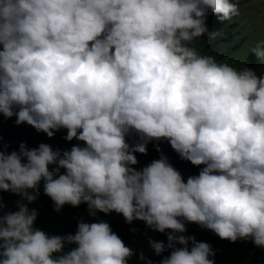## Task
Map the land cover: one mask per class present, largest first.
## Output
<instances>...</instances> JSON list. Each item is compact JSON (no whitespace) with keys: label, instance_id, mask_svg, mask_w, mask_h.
Returning <instances> with one entry per match:
<instances>
[{"label":"clouds","instance_id":"1","mask_svg":"<svg viewBox=\"0 0 264 264\" xmlns=\"http://www.w3.org/2000/svg\"><path fill=\"white\" fill-rule=\"evenodd\" d=\"M209 10L227 20L240 4L0 0V113L85 142L70 150L3 145L0 190L20 199L15 210L0 201V264H129L134 250L104 219L81 218L67 234L35 226L37 209L24 201L39 196L42 180L57 211L87 202L92 216L115 210L127 222L170 229L167 244L150 240L157 254H170L153 261L141 252L146 264H215L209 242L184 234L186 221L264 247V71L193 47L218 34ZM251 51L264 64V39ZM161 138L203 164L199 174L185 180L163 152L133 167L135 153ZM66 243L76 246L66 251Z\"/></svg>","mask_w":264,"mask_h":264},{"label":"rangeland","instance_id":"2","mask_svg":"<svg viewBox=\"0 0 264 264\" xmlns=\"http://www.w3.org/2000/svg\"><path fill=\"white\" fill-rule=\"evenodd\" d=\"M240 4V13L227 20H220L216 13L209 10L207 16V24L210 29L217 31L215 37L202 36L198 37L193 44V47L200 51L214 55L218 60L228 58L229 63H235V66L242 67L244 64L255 68L258 72L264 71V64L260 58L251 51L252 46L261 39H264V0H237ZM85 143L77 138L67 140L58 146L60 149H69L73 144ZM0 137V148L5 145ZM19 147H10L8 149H18ZM57 148V147H56ZM55 149V148H54ZM165 152V149L162 151ZM149 163V153H145V162L140 167ZM55 165H50L54 167ZM139 168V169H140ZM61 171H65L63 168ZM186 170L182 171V175ZM19 195L11 191L0 190V201H2L7 209L15 210L17 208V200ZM30 207L36 208L38 215L34 221L35 226L49 232L58 234H67L71 231L73 222L75 223L74 215L79 213L80 219L91 222L98 220L99 214L92 216L89 214L87 202H82L79 205H71L66 203L57 211L54 207V201L43 191V180L40 182V194L34 201H27ZM108 222L113 231H115L125 242L134 250V254L128 258L129 264H146L145 259H140V253L143 252L145 258H150L153 261H159L165 255H169L171 249H165L164 252L157 254L151 246L150 240H163L167 244V231L160 235L156 234V229L149 227L146 222L138 228L136 233L131 235L133 230L142 219H134L127 222L122 213L112 210L108 214ZM79 219V220H80ZM101 219H104L102 216ZM187 231L185 235H195L197 240L207 241L211 244L215 251V264H259L264 261V247L257 246L252 239H237L231 241L226 238H221L213 230L202 227L196 222L186 221ZM78 224V223H77ZM77 230V225L76 229ZM72 232V233H75ZM191 245V241H189ZM75 243L70 244L69 250L75 247ZM182 246V245H177Z\"/></svg>","mask_w":264,"mask_h":264},{"label":"trees","instance_id":"3","mask_svg":"<svg viewBox=\"0 0 264 264\" xmlns=\"http://www.w3.org/2000/svg\"><path fill=\"white\" fill-rule=\"evenodd\" d=\"M2 47V45H0ZM16 120V116L13 115L12 117H5L3 113H0V137L3 139L4 143L8 145V148L10 147H19V144L21 142H26L28 146L30 147H36L39 145L40 142H47L49 143L53 148H56L58 146H61L65 141V136L67 133L66 128H60L58 130H54L55 134L53 136H48L47 133L43 130H37L33 125L22 122L20 124H16L14 121ZM130 143H135L136 140L139 139V136L136 134H133L127 138ZM160 145V149L158 150L156 148V144ZM3 147L0 148L2 150ZM147 149L149 153V162L154 158H159L161 152L165 149L164 154H166L169 158V161L178 169L181 171L186 170L185 174L183 175L184 179L186 180L189 175L199 174V170L204 165H196L193 164L188 159H181L179 153L171 146L170 142L166 138H161L160 140H151L147 143ZM12 149H8V151H11ZM135 155L138 158V162L133 165V167H136L139 169L145 162V153L136 152ZM82 206L78 208V212L80 213V210L82 209ZM79 213L75 214V220L76 222L72 224L71 231L74 232L76 229V225L80 219ZM98 220L101 219V217H104V220H108V214L109 213H103L102 211L98 210ZM144 220L139 222L137 226L134 228V230H131V235L136 233L139 227H141L144 224ZM162 232L159 230H156V234L160 235ZM70 244L65 245V250H69Z\"/></svg>","mask_w":264,"mask_h":264}]
</instances>
